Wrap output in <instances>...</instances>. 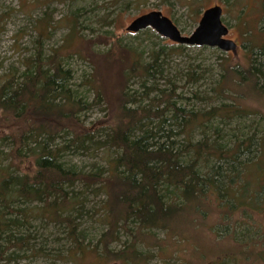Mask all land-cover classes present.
<instances>
[{
  "label": "trees",
  "instance_id": "1",
  "mask_svg": "<svg viewBox=\"0 0 264 264\" xmlns=\"http://www.w3.org/2000/svg\"><path fill=\"white\" fill-rule=\"evenodd\" d=\"M43 29L46 28L41 24L40 36ZM37 42L35 51L23 59L21 73L11 69L0 76V116L22 122L15 130L0 135V260L11 258L6 256L10 250L16 251H10L11 255L9 252L13 256L17 250L32 249V235L23 230L30 228L35 217L65 224L75 242L73 256L84 255L80 240L84 235L79 231L78 219L84 210L85 197L80 195L93 191L105 194L98 211L106 229L93 252L106 262L146 264L152 255L142 252L140 245L158 246L167 256L169 249H164V243L191 245L189 229L204 222L196 225V215L205 218L206 212L212 210L208 202L215 200L219 201L215 205L222 224L219 228L211 225L208 233L216 236L214 244L231 238L240 247L223 248L208 264H232V261L238 264L240 255L246 261L264 262V229L256 218V213L264 212V181L259 176L264 173V124L241 123V127L239 124L231 129L239 133L228 131L227 144L221 129L210 123L217 118L228 119L230 123L232 117L247 115H261L264 119L260 109L243 107L237 102L248 93L250 97L263 98L264 103V61L258 59L264 57V45L248 46L252 54L258 50L255 53L258 57L251 59L245 70L250 79L225 65L220 92L232 93L226 97L230 96L233 102L199 112L172 100L180 98L175 88L167 97L165 90L146 86L151 79L156 82L160 73L159 51H151V59L146 61L143 51L116 37L109 54L120 53L118 58L124 69L116 115L112 124L103 129L105 133L100 139L81 118V113L102 102L95 78L92 75V81L87 79L95 92L89 104L71 88L73 74L66 68L63 49L46 56L42 38ZM134 79L142 80L147 88L144 93L132 89ZM199 79L200 76L194 81ZM244 83L249 86L247 92L241 89ZM155 90L161 96L144 104V99ZM162 104L165 108H161ZM197 126L203 136L195 141L191 131ZM188 130L189 135L180 140ZM5 144L10 146L9 152L2 150ZM102 147L113 153L106 157L107 166L94 164L93 169L85 172L65 165L63 157L68 152L88 153ZM253 148L260 154L245 159ZM31 158L33 170L23 171ZM251 167L254 170L250 172ZM78 184L82 185V191L74 195ZM37 202L42 205L32 206ZM156 230L166 232L168 240L157 238ZM122 231L129 239L114 250L111 246L120 241ZM179 247L178 244L175 252L180 251Z\"/></svg>",
  "mask_w": 264,
  "mask_h": 264
},
{
  "label": "rangeland",
  "instance_id": "2",
  "mask_svg": "<svg viewBox=\"0 0 264 264\" xmlns=\"http://www.w3.org/2000/svg\"><path fill=\"white\" fill-rule=\"evenodd\" d=\"M216 5L224 9L222 18L229 27L227 38L237 43L235 51L197 45H183L184 47L180 48L181 44L163 37L151 27L139 32L127 30L138 16L151 11H161L174 21L184 35H191L197 28L203 12ZM41 24L46 28L43 29L42 36L39 35ZM40 37L46 56L53 54L54 50L63 49L66 68L73 74L71 88L76 91L79 98L89 104L93 102L95 92L87 79L92 81V75L95 78L104 99L102 97L100 105L81 113V118L87 127H92L93 131L98 133L97 138L102 139L105 133L103 129L112 124L116 115L124 69L122 60L118 58L120 53L109 54L113 46L111 42L116 37L121 38L125 44L143 51L146 61L151 59V51L160 52L158 61L162 67L156 82L151 79L146 84L148 88L156 86L158 89L165 90L167 97L175 88L180 98L172 100L178 101V105H183L188 110L205 112L233 102L230 96L226 97L232 93L220 92L219 83L225 73V65H231L245 74V70L250 67L251 59L258 57L255 55L258 50L255 49L252 54L248 46L260 48L264 45V0H0V76L11 69L21 73L24 70L23 59L35 51L34 48L39 45L37 40ZM258 59L264 61L262 56ZM254 63L257 65L258 62ZM198 76L200 79L195 82ZM245 76L250 79L247 74ZM132 89L140 94L147 90L142 85V80L137 79L133 80ZM241 89L247 92L248 84L244 83ZM156 96L158 98L161 96L159 91L151 92L149 98L144 99V104H150L151 99ZM243 96L244 99L237 100L240 106L260 109L264 113V103L261 101L263 98L250 97L248 93ZM161 108H165V105L162 104ZM229 121L230 123L228 119L217 118L210 122L212 126L221 129L220 132L225 136L224 141L227 144L228 131L239 133L238 130H231L239 124L240 127L241 123L243 125H250L252 122L258 125L264 124L261 115H247L238 119L232 117ZM21 124V121L6 120L0 116V135L15 130ZM214 127L209 133L214 134ZM249 131L253 132V130ZM189 132L190 130L182 134L179 139L184 140ZM201 132L199 126L192 129L191 135L195 141L202 138ZM245 132H247L246 129ZM2 150L9 152L10 146L5 144ZM258 153L260 154V151L253 148V153L246 154L244 157L246 159ZM110 155H113L112 150L107 151L102 147L92 149L88 153L68 152L63 160L67 166L88 172L94 168V164L107 166L106 157ZM7 163L8 161H5V164ZM33 167L34 160L28 159L23 166V171H32ZM253 170L254 168L251 167L250 172ZM259 176L260 181L263 182L264 173ZM82 188V185L78 184L73 194L79 195ZM80 197H85L84 210L78 219L79 231H82L84 235V238L80 239L83 240L84 255L73 256L75 242L65 224L61 225L35 217L30 228L23 230V233L32 235V249L17 250L13 256L10 255L15 250H10L11 252L8 251L6 256L11 258L0 260V264H122L106 262L93 252L102 232L106 229L102 213L98 211L105 199V194L89 191L85 196L80 195ZM214 202H208L212 210L209 213L206 212V216L204 214L205 218L202 219V216L196 215V225L204 222L202 225L189 229L192 237L191 245L189 242H178L176 245L164 243V249H169L167 251L169 256L158 246L144 248L140 245L139 249L142 252L152 255L146 260V264H208L215 260L214 255L220 253L223 248L240 247L231 238H224L223 241L221 240L222 243L214 244L213 237L216 236L209 234L207 229L211 225L219 228L222 224L215 205L219 201ZM33 205L41 206L42 203L37 202ZM76 213L78 212H75V215ZM256 218L262 222L264 229V212L256 213ZM155 233L157 238L168 240L169 235L166 232L156 230ZM128 239L127 234L122 231L120 241L112 244V249L119 250ZM178 244L180 251L175 252ZM202 256L205 257L203 260H201ZM232 264H236V261H232ZM238 264H264V262L257 259L246 261L244 255H240Z\"/></svg>",
  "mask_w": 264,
  "mask_h": 264
},
{
  "label": "water",
  "instance_id": "3",
  "mask_svg": "<svg viewBox=\"0 0 264 264\" xmlns=\"http://www.w3.org/2000/svg\"><path fill=\"white\" fill-rule=\"evenodd\" d=\"M224 9L216 5L206 9L197 28L191 35H184L174 21L161 11H151L134 19L127 27L129 32H139L149 27L177 44L218 47L235 51L237 43L227 38L229 27L223 21Z\"/></svg>",
  "mask_w": 264,
  "mask_h": 264
}]
</instances>
